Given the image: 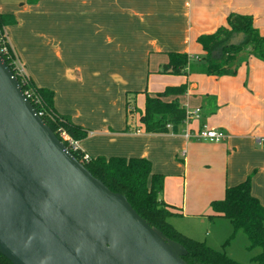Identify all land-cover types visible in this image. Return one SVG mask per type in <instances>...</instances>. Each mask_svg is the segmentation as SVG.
Returning a JSON list of instances; mask_svg holds the SVG:
<instances>
[{
    "label": "crops",
    "instance_id": "1",
    "mask_svg": "<svg viewBox=\"0 0 264 264\" xmlns=\"http://www.w3.org/2000/svg\"><path fill=\"white\" fill-rule=\"evenodd\" d=\"M261 1L264 3V0ZM63 2L65 3L63 9L61 7L55 10L49 9L50 6H56ZM73 2L76 3V0H40L35 5H28L25 0H0V13L13 14L17 20V24L5 26L4 33L7 42L22 62L26 73L37 86L47 87L54 91V107L59 113L68 115L73 123L89 130V135L85 139L77 141V147L90 157L124 156L148 158L151 161L152 172L164 176L163 190L159 195V200L174 207L172 210L176 214L170 217L171 224L178 231L180 230L193 238L198 235L191 233L195 232V230L187 227L182 222L183 219H191L193 223L196 222L200 225H204L206 219H208L209 223L214 219H224L223 217H209L212 213L210 208L211 201L222 199L226 187L240 183L251 173H254L251 176V193L264 204V119H260L264 111L260 107L262 103L258 102L259 98L264 99L262 97L264 92L260 93V91L254 89L258 83L264 86V75L257 77L248 76L243 85H239L237 92L233 91L236 85H221L219 90L213 92H197V83L189 81L188 75H184V77L178 76L179 78L176 79L169 76L173 74L155 75L158 79V86L155 85L153 89L148 87L144 90H138H146L148 93L153 94L161 91L166 85L186 83V93L179 96L181 105L187 111L200 108V117L198 119L193 118L187 126L184 123L179 124L176 131L167 133L145 132L143 127L139 125V115L136 107H134L133 112H126L127 94L130 95L131 93L129 92L132 89L122 88L124 94L122 98L123 108L121 110L120 108L118 109V114L109 115L108 108L105 110L103 108L104 100L93 98L96 95L95 93L91 97V101L96 100L101 103L99 107L102 113L92 110L86 114L77 106L69 93L70 88L77 83L75 81L79 77L82 81H79L77 85L81 86L83 90L85 79H90L85 76L98 77L102 67H100L98 62L99 66L93 65V67L88 66L85 68L84 61L81 62L85 58H82V60L77 59L80 55L83 56V52H86V50L84 48H76L77 25L76 18L72 22V17H74L72 14L88 18V23L93 25L92 19L95 16L98 22L104 18L103 16L109 18L117 16L119 18L120 12L124 16L125 7L123 0L122 2L120 0H85L82 2L84 11L75 14L70 7ZM165 2L167 4L166 10L163 11L167 12V15L164 16L165 18H183V10H180L178 5L179 0H165ZM251 2L252 0H198V5L202 18H214L216 23L213 25L217 28L223 25L221 22L224 19L226 20L230 12L251 15L254 26L264 36V4L261 8H254L250 6ZM160 3H163V0H146V4H150V10H142L145 15L142 17H163V15H159L163 13L161 11L162 7L160 9ZM111 4H116L117 12L111 10ZM152 4H155V10H152ZM65 5L67 8L66 12L62 13L61 11L64 10ZM98 22L95 23L97 24L96 26L101 27L103 24ZM26 35L38 36L43 43L45 50L43 55L38 51V48L37 53L42 60L47 61L45 66L54 69L57 79L52 78V83L43 85L41 78H38V75L34 72L31 61L34 59L35 53L29 44L23 42V38ZM61 35L65 36V38H61ZM63 40L66 43L64 46L65 55H63L61 46ZM188 50L189 48H186L185 51L187 52ZM167 51L174 50L156 48L150 51L154 55H163L157 63V69L153 70L154 72L157 73L160 65L167 61V55H165ZM50 56L52 59L49 60ZM244 60L245 62L249 61V67L254 61L264 65V61L253 55L247 56ZM89 62H94L91 57ZM107 74H109V70ZM212 77L219 84H225L232 80L237 81L235 77H228L227 75ZM113 78L122 87L127 85L124 78L118 75H114ZM223 86L230 90L223 91ZM105 87V97L102 96L100 99L105 98L106 103L110 95L108 93V79L105 82ZM245 93L246 96L241 98L240 96H244ZM97 96L100 97L99 94ZM134 97L138 98L137 96ZM240 100L242 101L241 103ZM143 108L140 110H143ZM255 116H259V119H256ZM202 125L207 128L222 130L225 133V138L220 142H210L195 137L184 138L183 134L186 130L190 129L196 132ZM89 138L94 139L93 144L83 146V143ZM219 156L220 164H218ZM196 167L198 171L205 173L208 171L215 175L212 184H209L210 189L206 196H203V193L201 194L197 189L194 192V177L196 176L194 175V169ZM219 170L221 172L220 176H218L220 174ZM201 176L205 177V174ZM190 181L193 182L192 189ZM194 195L196 197H192ZM205 241L208 242L207 239Z\"/></svg>",
    "mask_w": 264,
    "mask_h": 264
},
{
    "label": "water",
    "instance_id": "2",
    "mask_svg": "<svg viewBox=\"0 0 264 264\" xmlns=\"http://www.w3.org/2000/svg\"><path fill=\"white\" fill-rule=\"evenodd\" d=\"M184 252L72 156L0 56V253L12 264H187Z\"/></svg>",
    "mask_w": 264,
    "mask_h": 264
},
{
    "label": "trees",
    "instance_id": "3",
    "mask_svg": "<svg viewBox=\"0 0 264 264\" xmlns=\"http://www.w3.org/2000/svg\"><path fill=\"white\" fill-rule=\"evenodd\" d=\"M39 1L25 0L28 5H35ZM15 24L17 20L13 14L0 13V36L4 39V27ZM239 33L243 34L242 41L229 44L231 38ZM4 40L9 55L15 58V52L6 39ZM196 42L202 47L204 56L192 60L187 52L167 51V61L160 65L157 73L186 75L188 72H195L220 77L235 75L236 65L242 53L264 61V36L254 26L253 17L248 14L230 12L226 17L225 26H219L214 32L198 35ZM214 52L218 54L214 55ZM5 63L7 64L6 60ZM24 84L26 86L22 85V88L33 91V95L38 99V102L30 104L35 111L43 112L41 119L64 145L66 142L57 132L60 129L75 141H81L89 135L88 129L73 123L68 115L55 109L52 89L37 86L30 77H27ZM186 91V83L166 85L161 91L153 94L143 91L144 108L138 113L140 127L147 133L176 131L177 126L182 124L186 117V108L179 101V96ZM125 108L129 113L128 102ZM70 153L89 174L112 193L125 196L133 210L160 232L165 241L179 245L185 251L181 256L187 264H243L224 251L208 246L204 241L182 234L169 222V218L176 212L172 210L173 206L159 200L164 176L152 172L148 158L96 156L84 160V152L79 148L70 150ZM210 207L212 213L209 217L228 219L232 225V235L239 231L244 232L249 241L248 249H259L251 261L264 264V204L251 193V175L236 185L226 187L224 197L211 201ZM0 264L12 263L0 253Z\"/></svg>",
    "mask_w": 264,
    "mask_h": 264
},
{
    "label": "rangeland",
    "instance_id": "4",
    "mask_svg": "<svg viewBox=\"0 0 264 264\" xmlns=\"http://www.w3.org/2000/svg\"><path fill=\"white\" fill-rule=\"evenodd\" d=\"M83 1L85 0H76V3H74V1L70 6L72 12H75V14L82 13L81 11H84V9L82 8L84 7V4L82 3ZM120 1L122 2V0ZM123 1V5L125 7L124 16L121 12L118 15L119 18L117 16L110 18L107 16H103L104 18H102V20L100 19L99 22L95 19V16L92 19L93 25L88 23V18L86 19L84 16L80 17L72 14V16H74L72 17V22H74V19L76 18L77 25L78 37L75 38V40L77 41L76 48H84L86 50V52H83V56L80 55L77 59L82 60V58H85L81 61H84V64L86 66L85 68H87L88 66L93 67V65H100V67H102V70L100 71V75L98 77L93 78L89 75L85 76L90 79H85L83 90L81 89V86L77 85L79 81H82L79 77L76 78L77 80L75 82L77 83L70 88L69 93L73 97L77 106L81 108L86 114L90 113L92 110L100 111L99 106H101V103L96 100L91 101V97H93L94 93L96 94L93 97L94 99L104 100L103 108L104 110L108 108L109 115L118 114V109L120 108L121 110L123 108L122 98L124 94L122 92V88L132 89L129 92L131 94H127L128 98L126 102H129V110L133 107H136L137 113H139L140 109L143 108L145 93L142 90L138 89L144 90L148 87L153 89L155 85L158 86L159 84L157 76H155L159 73H156L153 70L157 69V63L158 61H160L163 55H154L153 53H150V51L159 48L162 50L186 52V48H189V50L187 51L190 54L189 56L192 60H196L198 57L204 56L202 47L196 42L197 35H199L200 33H211L212 31L214 32L217 29V27H214L213 25L214 23H216L214 18H202V14H200L199 10L198 0H179V8L180 10H183V18L181 19H167L164 17L167 15V12H163L166 10L167 5L165 0H163V3L159 4L160 9L162 7L161 11L163 12L159 15H163V17L158 18H154V16H152V18H150V16L142 17L144 15L142 10H150V4H146V0ZM64 4L65 3L63 2L62 4H57L56 6H50L49 9L55 10L58 7H61V9H63ZM263 4L264 3H262L261 0H252L250 6L254 8H261ZM110 7L111 10L117 12L116 4H111ZM66 9L67 8L65 5L64 10L61 12L65 13ZM152 10H155V4H152ZM97 22L99 24L102 23L103 25L101 27L96 26L97 24L95 23ZM221 24H223L222 26H225L226 20L224 19ZM60 37L63 39L65 38V36L63 35H61ZM23 42L29 44L30 48L35 53L34 59L31 62L33 64V70L38 75L37 77L41 78L42 84L47 85V83H52V78L57 79V75L54 72V69L45 66L47 61L42 60L40 58V55L37 53V48L41 55H43V51H45L40 38L38 36L26 35L23 38ZM65 44L66 43L63 40V43L61 45L63 55H65ZM90 57L92 61H94L93 63L89 62ZM246 57V53H242L240 55V60L242 61L237 63L238 65H236L237 68L235 75H227L228 77H235L237 81L232 80L225 84H219L218 81L214 79V77L195 72H188L185 76L188 75V80L192 83H197V92L217 91L219 90V87L221 85H236L233 88V91L237 92L239 85H243V82L246 81V78L248 76L257 77L264 75V65L258 61H254L253 64H250L249 67V61L245 62L244 60ZM14 59L16 65L20 66L25 74L23 75L25 76L24 78L21 77L23 83H25L27 81V77L30 76L26 73V70L17 54ZM50 59H52L51 56L49 60ZM108 70L109 74H107ZM114 75H118L121 78H124L127 85L122 87V85H120L118 81L114 80ZM169 76L175 79L179 78L178 76L184 77V75ZM21 78H18L19 81H22ZM107 79L109 80L108 93L110 95L108 101L105 103L106 99L100 98L102 96L105 97V82ZM255 86V90L260 91V93L264 92L263 84L258 83ZM222 90L229 91L230 89H226V87L223 86ZM97 94H99L100 97H98ZM134 96H137L138 98L136 99V97ZM245 96L246 93L244 96L240 97L244 98ZM262 97H264V93L262 94ZM118 98L120 99L118 100ZM241 102L242 101L240 100V103ZM258 102L262 103L260 107H262L264 111V99L259 98ZM101 113L102 111H100V114ZM255 118L259 119V116H255ZM262 118L264 119V114L261 115L260 119L262 120ZM93 142L94 139L89 138L83 143V146H89L91 143L93 144ZM218 164H220V156ZM194 172V175H196L194 177V192L197 189L201 194L203 193V196H206V193L210 189L209 184H212L215 175L208 171H206V173L203 171H198L197 167L194 169ZM219 173L220 174H218V176L221 175L220 170ZM202 174H205V177L201 176ZM253 174L254 173H251L250 175L252 176ZM190 184L192 189L193 182L190 181ZM192 197L196 196L194 195ZM169 222L171 223L170 218ZM176 222L178 221L176 220ZM182 222L187 227L193 228L195 232L191 233L198 235V238H193L179 230L182 234H185L186 236L199 241H204L208 246L217 250L224 251L228 256L232 257L240 263L257 264L255 262H252L251 258L259 252V249H248L249 241L247 235L244 232L239 231L236 234L232 235V225L228 219H214L210 223L208 219H206L204 225H200L196 222L193 223L191 219L186 218L183 219ZM205 239H207L208 242H206Z\"/></svg>",
    "mask_w": 264,
    "mask_h": 264
},
{
    "label": "built area",
    "instance_id": "5",
    "mask_svg": "<svg viewBox=\"0 0 264 264\" xmlns=\"http://www.w3.org/2000/svg\"><path fill=\"white\" fill-rule=\"evenodd\" d=\"M4 39H6L5 37V33H4ZM1 36H0V56L2 57V59L7 62V66L9 67L10 71L12 72L13 76H15L17 78V80H19L18 78L21 77H25L23 75L24 72L22 70V68L18 65H16L15 63V59L13 57H11L9 55V50L7 48V46L5 45V40H4ZM7 41V40H6ZM22 80V78H21ZM21 88L22 85H24L23 80L19 81ZM22 93L24 95V97L29 101V102H38V99L36 98L35 95H33V91H31L30 89H23L22 88ZM129 110V108H128ZM134 111V107L131 108L129 110V112H133ZM36 114L41 118L42 116V111L38 110L35 111ZM200 117V108H195L194 110H186V117L183 121L184 124H186V126L188 125V123L193 119V118H199ZM168 127H170V125H168ZM58 134L60 136V138L66 142L65 147L70 151L72 149L78 148L77 147V141L73 140L64 130L60 129L58 130ZM184 138L189 139L191 137H195L198 139H202V140H207L210 142H220L225 138V133L222 130H218V129H214V128H207L205 125H202L201 128L199 130H197L196 132L193 130H186V132H184L183 134ZM90 156L85 154L83 155V159L87 160Z\"/></svg>",
    "mask_w": 264,
    "mask_h": 264
}]
</instances>
